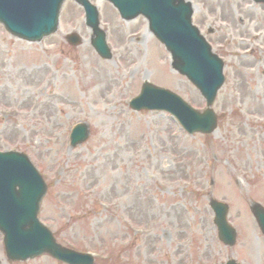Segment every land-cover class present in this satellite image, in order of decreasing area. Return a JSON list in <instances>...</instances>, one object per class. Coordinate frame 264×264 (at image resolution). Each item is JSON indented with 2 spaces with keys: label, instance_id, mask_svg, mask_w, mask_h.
I'll return each instance as SVG.
<instances>
[{
  "label": "rangeland",
  "instance_id": "374dc122",
  "mask_svg": "<svg viewBox=\"0 0 264 264\" xmlns=\"http://www.w3.org/2000/svg\"><path fill=\"white\" fill-rule=\"evenodd\" d=\"M190 1L194 23L225 62L214 107L219 128L209 135L192 137L167 113L130 108L145 79L205 108L154 37L126 35L143 19L125 23L109 3L92 0L109 32L111 61L93 50L84 11L73 1L62 9L59 31L40 43L0 25V149L29 155L49 184L42 222L63 245L94 252L97 264H213L230 256L264 264V238L249 212V200L264 205V4ZM73 31L82 45L66 41ZM80 122L90 136L70 148ZM210 195L231 205L240 233L233 248L216 241ZM99 200L107 201L106 212ZM4 255L0 235L3 264H60Z\"/></svg>",
  "mask_w": 264,
  "mask_h": 264
},
{
  "label": "water",
  "instance_id": "95a60500",
  "mask_svg": "<svg viewBox=\"0 0 264 264\" xmlns=\"http://www.w3.org/2000/svg\"><path fill=\"white\" fill-rule=\"evenodd\" d=\"M64 0H0V21L7 29L20 37L38 40L44 35L53 32L57 27L59 9ZM86 4V0H78ZM119 6L128 0H113ZM143 5H156L157 0H133ZM264 1V0H258ZM125 5V4H123ZM122 5V6H123ZM164 13L165 7L172 6L171 0L162 4ZM183 7V6H182ZM169 10V9H168ZM185 26L189 24L190 13L186 9ZM168 11V17L170 16ZM163 16V14H162ZM170 18H174L173 15ZM95 22V19H91ZM168 22V21H166ZM189 26V25H188ZM168 27L162 28V38L172 49L176 59H186L189 49H185L172 41L173 37L168 33ZM189 33V32H188ZM189 35V34H188ZM71 43H79L76 36L70 39ZM189 55V54H188ZM209 57L208 54L205 55ZM190 58V57H188ZM179 68L182 69V67ZM216 77H220V65L216 66ZM191 77L203 86L198 70H185ZM204 87V86H203ZM166 108L179 116L183 124L189 130L212 131L215 124L210 121L213 116L209 113L204 116H198L192 112L181 100L171 98ZM201 121V126L194 127ZM77 130V129H76ZM87 136V135H86ZM86 138V137H85ZM84 138V139H85ZM45 193V186L40 177L24 155L16 153H0V228L5 231V242L8 250V256L16 259H25L38 255L42 252H48L52 255L67 259L71 263L84 260L83 256L74 254L67 249L56 245L48 233L37 222L36 216L39 210V204ZM214 201L212 202V205ZM214 206V205H213ZM254 212L260 213L259 208L254 207ZM229 235V230L224 228ZM80 264V263H76Z\"/></svg>",
  "mask_w": 264,
  "mask_h": 264
}]
</instances>
